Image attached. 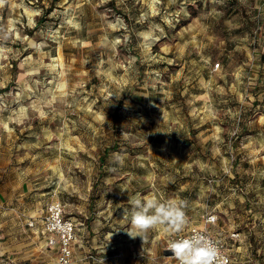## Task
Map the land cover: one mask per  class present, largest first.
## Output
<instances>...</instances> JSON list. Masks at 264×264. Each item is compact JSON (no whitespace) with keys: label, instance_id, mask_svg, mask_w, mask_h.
I'll return each mask as SVG.
<instances>
[{"label":"rangeland","instance_id":"374dc122","mask_svg":"<svg viewBox=\"0 0 264 264\" xmlns=\"http://www.w3.org/2000/svg\"><path fill=\"white\" fill-rule=\"evenodd\" d=\"M262 54L264 0H0V264H57L30 226L55 202L72 264H176L128 235L150 193L264 264Z\"/></svg>","mask_w":264,"mask_h":264},{"label":"clouds","instance_id":"9594fccd","mask_svg":"<svg viewBox=\"0 0 264 264\" xmlns=\"http://www.w3.org/2000/svg\"><path fill=\"white\" fill-rule=\"evenodd\" d=\"M123 166L124 157L118 156L113 161ZM114 170V169H113ZM131 210L124 209V218L130 216L131 238L141 237L143 240L151 230L163 228L171 236L168 250L179 264H222L223 255L219 244L210 235L193 232L187 236H179L189 223L186 214L187 202L182 199H162L154 193L129 197Z\"/></svg>","mask_w":264,"mask_h":264},{"label":"built area","instance_id":"2783aa9c","mask_svg":"<svg viewBox=\"0 0 264 264\" xmlns=\"http://www.w3.org/2000/svg\"><path fill=\"white\" fill-rule=\"evenodd\" d=\"M217 66H219V64ZM216 220V216L209 215L207 222L214 223ZM30 226L36 228L38 232L43 235L48 247L55 249L57 252V264H72L74 257V245L77 240V224L72 218L66 217L65 209L61 202L52 203L47 208L45 215L40 218L33 219L30 222ZM193 232H203L215 239L222 251V264H232V259L228 252L226 243L214 236L209 230L200 227H190L187 231H183L178 235L187 236ZM175 238L176 236L171 237L168 244L170 240ZM173 259L176 264H179L174 257Z\"/></svg>","mask_w":264,"mask_h":264},{"label":"trees","instance_id":"16d2710c","mask_svg":"<svg viewBox=\"0 0 264 264\" xmlns=\"http://www.w3.org/2000/svg\"><path fill=\"white\" fill-rule=\"evenodd\" d=\"M261 59L264 60V54L261 55Z\"/></svg>","mask_w":264,"mask_h":264},{"label":"crops","instance_id":"0c3cea01","mask_svg":"<svg viewBox=\"0 0 264 264\" xmlns=\"http://www.w3.org/2000/svg\"><path fill=\"white\" fill-rule=\"evenodd\" d=\"M38 218H40V217H38ZM34 219H36V218H34ZM50 248V247H49ZM51 249H53V248H51ZM53 250H55V249H53ZM56 252V251H55ZM57 253V252H56Z\"/></svg>","mask_w":264,"mask_h":264},{"label":"water","instance_id":"95a60500","mask_svg":"<svg viewBox=\"0 0 264 264\" xmlns=\"http://www.w3.org/2000/svg\"><path fill=\"white\" fill-rule=\"evenodd\" d=\"M168 252H169L170 254H172V252H171L170 250H168Z\"/></svg>","mask_w":264,"mask_h":264}]
</instances>
